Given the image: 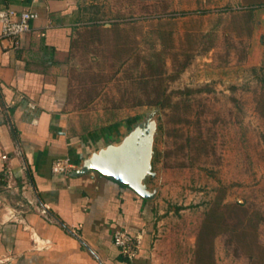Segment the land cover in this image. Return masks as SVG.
I'll use <instances>...</instances> for the list:
<instances>
[{"label": "rangeland", "instance_id": "1", "mask_svg": "<svg viewBox=\"0 0 264 264\" xmlns=\"http://www.w3.org/2000/svg\"><path fill=\"white\" fill-rule=\"evenodd\" d=\"M101 1L67 59L70 104L79 129L154 114L158 261L263 264L264 0Z\"/></svg>", "mask_w": 264, "mask_h": 264}, {"label": "crops", "instance_id": "2", "mask_svg": "<svg viewBox=\"0 0 264 264\" xmlns=\"http://www.w3.org/2000/svg\"><path fill=\"white\" fill-rule=\"evenodd\" d=\"M102 3L0 0L39 13L19 47L0 45V254L12 257L9 264H161L151 231L156 203L97 170L75 173L96 145L121 140L132 126L115 118L79 129L70 104L67 59L80 28L99 22L94 6ZM61 157L72 161L64 174L53 171ZM116 228L141 234V242L123 252Z\"/></svg>", "mask_w": 264, "mask_h": 264}, {"label": "water", "instance_id": "3", "mask_svg": "<svg viewBox=\"0 0 264 264\" xmlns=\"http://www.w3.org/2000/svg\"><path fill=\"white\" fill-rule=\"evenodd\" d=\"M151 116L154 114L150 113L144 121L138 119L121 140L93 150L75 173L97 170L113 180L133 187L143 197L153 198V193L144 183L149 175H155L152 170V155L156 123Z\"/></svg>", "mask_w": 264, "mask_h": 264}, {"label": "built area", "instance_id": "4", "mask_svg": "<svg viewBox=\"0 0 264 264\" xmlns=\"http://www.w3.org/2000/svg\"><path fill=\"white\" fill-rule=\"evenodd\" d=\"M249 5H241L234 8H248ZM250 8V7H249ZM39 17V13L33 9H16L13 6L5 5L0 7V25H1V34H0V45L7 47H19L22 42V38L24 35L31 31L32 29V21ZM9 41V43H5V41ZM1 85V83H0ZM29 108L33 109L36 107V103L34 101L28 102ZM34 121H36V117H34ZM21 149H18V153L21 154ZM4 158H7V155H3ZM71 158L70 157H61L54 161L53 163V171L55 173H67L71 168ZM9 177L12 178V171L8 170ZM25 188V186H24ZM31 203L34 201L30 200ZM35 207L42 211L43 213H47V210L39 205L38 203H34ZM10 217H15L14 211H9L8 213ZM142 235L134 236L128 231L122 228H116L113 233V239L115 244L121 248V250L125 253L131 252V249L135 246H138L141 242ZM12 261V257L7 254H0V264H9Z\"/></svg>", "mask_w": 264, "mask_h": 264}, {"label": "trees", "instance_id": "5", "mask_svg": "<svg viewBox=\"0 0 264 264\" xmlns=\"http://www.w3.org/2000/svg\"><path fill=\"white\" fill-rule=\"evenodd\" d=\"M158 103H161L162 105H165V103H162V101L158 100ZM135 120V119H134ZM133 119H130V124L134 121Z\"/></svg>", "mask_w": 264, "mask_h": 264}]
</instances>
